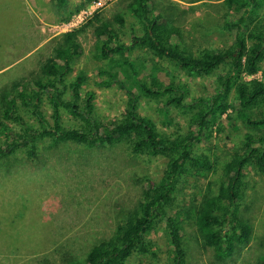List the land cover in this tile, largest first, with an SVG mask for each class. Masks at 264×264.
Segmentation results:
<instances>
[{"label": "trees", "instance_id": "16d2710c", "mask_svg": "<svg viewBox=\"0 0 264 264\" xmlns=\"http://www.w3.org/2000/svg\"><path fill=\"white\" fill-rule=\"evenodd\" d=\"M64 8L67 0H53ZM228 12L223 28L231 43L221 48L192 50L173 18L155 0H126V10L140 28L128 43L121 42L114 25L95 15L78 32L64 34L37 72L12 81L0 93V158L21 151L36 155L40 142L51 146L77 144L86 148L124 146L136 157L165 159L159 179L144 176L141 198L105 240L95 244L83 261L69 264H133L140 256H155L151 234L162 229L170 264H187L188 239L183 223L191 220L195 239L214 259H230L249 240L250 225L240 209L245 197L244 174L255 170L264 178V0H224ZM117 27L123 18L113 17ZM92 27L97 60L94 69L101 88H119L127 97L119 118L102 122L95 113L93 92H83L88 77L73 62L80 50L73 38ZM116 27V29H118ZM140 52L139 55L134 54ZM163 62L170 65L164 67ZM187 78L213 77L212 93L191 96ZM154 105L164 126L169 116H185L173 133L161 131L152 117L142 115L141 103ZM73 122L65 127L63 116ZM75 123V126H74ZM231 126L240 139L222 166L215 195L204 196L192 212L176 208L177 195L194 169L212 171L213 164L198 147ZM257 264H264V254Z\"/></svg>", "mask_w": 264, "mask_h": 264}, {"label": "rangeland", "instance_id": "374dc122", "mask_svg": "<svg viewBox=\"0 0 264 264\" xmlns=\"http://www.w3.org/2000/svg\"><path fill=\"white\" fill-rule=\"evenodd\" d=\"M224 0H155L166 16L182 31L184 43L192 50L227 47L231 35L223 28L228 12ZM120 15L123 27L113 23ZM264 16V8L260 10ZM95 15L114 25L121 42L128 43L140 28L126 10V0H67L64 8L53 0H0V93L12 81L21 82L37 72L52 54L54 43L64 34L78 32ZM71 23V25H69ZM116 27L118 29H116ZM80 54L75 72L88 77L82 93L93 92L95 113L102 122L119 118L127 97L117 87L101 88L94 69L100 66L94 49L92 27L73 38ZM135 51L134 54L139 55ZM163 66L170 65L163 62ZM171 69V68H170ZM259 73L255 78L264 80ZM179 77L190 87L191 96L212 93L213 77ZM142 115L152 117L158 128L173 133L184 126L185 116L173 112L164 126L154 105L141 103ZM64 126H73L63 116ZM75 126V123H74ZM240 136L228 126L197 152L213 164L212 171L194 169L177 195L176 208L190 211L204 196L215 195L222 179V166ZM165 159L136 157L124 146L112 149L86 148L67 143L51 146L40 142L36 155L21 151L0 158V264H69L80 262L95 244L107 239L141 198L144 176L159 179ZM245 197L240 215L250 225L249 240L224 261L214 259L210 249L197 241L191 220L183 223L188 239L187 264H257L264 254V178L253 169L244 174ZM150 240L155 256H140L133 264H170L169 247L162 229Z\"/></svg>", "mask_w": 264, "mask_h": 264}, {"label": "built area", "instance_id": "2783aa9c", "mask_svg": "<svg viewBox=\"0 0 264 264\" xmlns=\"http://www.w3.org/2000/svg\"><path fill=\"white\" fill-rule=\"evenodd\" d=\"M69 25H71V23H69Z\"/></svg>", "mask_w": 264, "mask_h": 264}]
</instances>
